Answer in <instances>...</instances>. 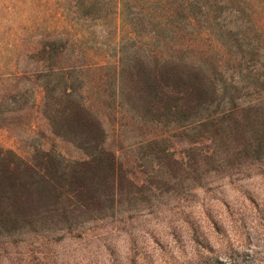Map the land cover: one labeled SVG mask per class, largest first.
<instances>
[{"label": "trees", "instance_id": "obj_1", "mask_svg": "<svg viewBox=\"0 0 264 264\" xmlns=\"http://www.w3.org/2000/svg\"><path fill=\"white\" fill-rule=\"evenodd\" d=\"M0 51L39 66L0 68V127L79 153L0 146L2 241L264 177V0H0Z\"/></svg>", "mask_w": 264, "mask_h": 264}, {"label": "rangeland", "instance_id": "obj_2", "mask_svg": "<svg viewBox=\"0 0 264 264\" xmlns=\"http://www.w3.org/2000/svg\"><path fill=\"white\" fill-rule=\"evenodd\" d=\"M6 55L12 56L0 51L2 71L39 67L24 57L15 63ZM11 83L4 82L0 93ZM39 128L45 130L39 119L30 129L0 127V146L27 155L32 145L52 144L62 153L79 156L64 143L41 139ZM78 231L80 235L59 239L0 240V264H264V177H217L184 200L161 201L128 219L117 217Z\"/></svg>", "mask_w": 264, "mask_h": 264}]
</instances>
